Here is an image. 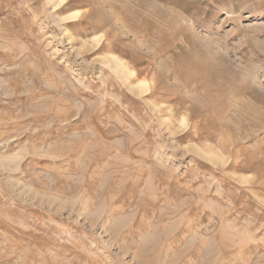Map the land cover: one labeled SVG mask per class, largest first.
I'll use <instances>...</instances> for the list:
<instances>
[{"label": "rangeland", "instance_id": "obj_1", "mask_svg": "<svg viewBox=\"0 0 264 264\" xmlns=\"http://www.w3.org/2000/svg\"><path fill=\"white\" fill-rule=\"evenodd\" d=\"M0 264H264V0H0Z\"/></svg>", "mask_w": 264, "mask_h": 264}, {"label": "bare ground", "instance_id": "obj_2", "mask_svg": "<svg viewBox=\"0 0 264 264\" xmlns=\"http://www.w3.org/2000/svg\"><path fill=\"white\" fill-rule=\"evenodd\" d=\"M63 0H60V2H62ZM117 68V67H116ZM141 84V83H140ZM145 86H146V84H144ZM144 85H141V89H144ZM144 90H146V88L144 89ZM148 91V90H147Z\"/></svg>", "mask_w": 264, "mask_h": 264}]
</instances>
